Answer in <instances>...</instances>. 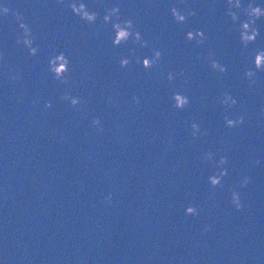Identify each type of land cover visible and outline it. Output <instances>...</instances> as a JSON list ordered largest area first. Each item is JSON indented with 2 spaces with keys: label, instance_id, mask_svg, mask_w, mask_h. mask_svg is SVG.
<instances>
[{
  "label": "water",
  "instance_id": "1",
  "mask_svg": "<svg viewBox=\"0 0 264 264\" xmlns=\"http://www.w3.org/2000/svg\"><path fill=\"white\" fill-rule=\"evenodd\" d=\"M68 2L0 0L10 9L0 15V264H264V72L251 85L243 75L264 49V17L260 35L242 48L225 0H80L97 12L93 24ZM113 4L146 47L112 45L102 16ZM171 6L196 15L178 23ZM14 11L35 36V56L16 43ZM195 29L204 44L185 39ZM153 49L162 56L152 68L133 58H150ZM58 52L69 60L66 84L48 71ZM125 56L130 63L121 68ZM210 59L227 71L213 70ZM14 71L20 76L11 81ZM65 92L81 103L60 99ZM173 92L189 103L174 108ZM225 92L237 101L230 108L220 103ZM225 115L244 122L229 128ZM207 151L211 162L201 160ZM222 155L227 175L211 186ZM244 176L249 183L240 187ZM230 189L240 194V210ZM189 203L197 216L185 215Z\"/></svg>",
  "mask_w": 264,
  "mask_h": 264
},
{
  "label": "clouds",
  "instance_id": "2",
  "mask_svg": "<svg viewBox=\"0 0 264 264\" xmlns=\"http://www.w3.org/2000/svg\"><path fill=\"white\" fill-rule=\"evenodd\" d=\"M57 3H64V0H57ZM225 15L230 17L233 23H237L238 29V40L242 48H247L250 43L255 42L256 38L260 35L259 28L257 26V20L261 17H264V7H261L259 4L253 3V0H247V3H243L242 0H225ZM67 7L71 10L72 14L78 16L81 20L93 24L97 19V12L90 11L85 3L80 2V0H69L67 3ZM234 9L239 10L234 11ZM10 9L7 5H0V15L7 16ZM169 12L171 13L172 18L178 23H184L186 21V17H191L196 15V12L192 8H185L184 11H180L176 6H171L169 8ZM240 13H242L244 18H241ZM12 15L17 22V27L20 30V33L16 37V43L22 44L28 51V54L31 56H35L38 52V47L34 46L35 36L32 33L31 28L27 23L24 22L23 13L20 11L12 12ZM102 22L104 24H111V43L113 46H119L123 43L131 41L133 45L139 44L140 47H146L148 41L142 39L141 32L134 27L133 21L129 18H120V8L117 4H113L111 7L104 8V14L102 16ZM95 35V33H94ZM185 39L188 41H195L196 44H204L207 40V37L204 31L200 29L189 30L184 34ZM129 54L131 55L135 49L129 48ZM212 53L209 52L208 56H211ZM162 53L159 49H153L152 55L149 58L148 56L133 57L137 59L139 63L145 68H152L157 65L158 61L161 59ZM130 59L129 57H121L119 59V65L121 68L129 65ZM210 66L213 70L224 73L227 71L225 65L221 64L216 59L209 60ZM48 71L52 74L53 79L58 80L60 83H68L69 76V60L65 56L63 52H58L53 56H50L47 61ZM184 70L180 69L178 73L175 75H183ZM257 72H264V49H256L252 56V67L246 68L243 75L246 80H248L249 84H255V77ZM20 76L19 71H14L8 75V79L11 81H16ZM167 80L171 82L174 79V73H167ZM60 99L68 101V103L75 107L81 103V99L78 96L69 95L65 92ZM171 101L173 102V107L177 109H181L185 107L188 103V97L179 93L173 92L170 96ZM132 100L135 104L139 105L140 100L137 96H133ZM111 102V101H110ZM31 103L35 104L36 101L33 100ZM220 103L225 106V108H230L232 105L236 104V99L228 92L222 94V99ZM45 107H51L50 101H45ZM260 115L264 117V106L260 108ZM224 123L227 127L232 128L236 127L244 122V117L242 115L237 116L235 119L229 118L228 115L223 117ZM100 119L94 117L91 120V125L99 132L103 131V128L100 127ZM192 132V136H196L198 132H200L199 125L195 122L190 125ZM205 133L201 132V135ZM213 157V153L211 151H207L202 154L201 160L211 162ZM259 160L254 161V164H259ZM218 171L212 175L208 176V182L211 186H222V177L227 175V169L221 167L222 165L227 163L226 156H220L215 161ZM249 183V177L244 176L239 184L240 187H244ZM105 201L111 202V193L104 197ZM230 202L237 209L240 210L243 205L240 199V194L235 189H230ZM185 215L197 216L199 214L198 207L189 203L184 208ZM204 232L209 230L208 225H204Z\"/></svg>",
  "mask_w": 264,
  "mask_h": 264
}]
</instances>
